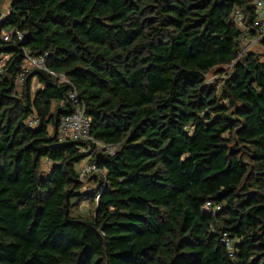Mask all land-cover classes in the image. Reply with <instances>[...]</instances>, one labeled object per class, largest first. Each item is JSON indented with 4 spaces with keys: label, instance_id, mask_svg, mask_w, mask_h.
Listing matches in <instances>:
<instances>
[{
    "label": "trees",
    "instance_id": "16d2710c",
    "mask_svg": "<svg viewBox=\"0 0 264 264\" xmlns=\"http://www.w3.org/2000/svg\"><path fill=\"white\" fill-rule=\"evenodd\" d=\"M5 1L0 32L22 39H0V264H264V62L241 53L251 0ZM25 50L69 84L32 71L16 92ZM72 90L113 155L58 140ZM87 157L103 172L90 189ZM81 201L91 215L74 214Z\"/></svg>",
    "mask_w": 264,
    "mask_h": 264
},
{
    "label": "built area",
    "instance_id": "2783aa9c",
    "mask_svg": "<svg viewBox=\"0 0 264 264\" xmlns=\"http://www.w3.org/2000/svg\"><path fill=\"white\" fill-rule=\"evenodd\" d=\"M252 6L254 8V16L251 20L250 28L254 31V36L247 38L246 33L243 36V40H250L249 46L258 44L262 38H264V0H251ZM233 20L236 24L243 26L245 21V15L240 8H235L233 10ZM9 10L3 12L0 11V27L4 20L8 19ZM248 29H243L244 32H247ZM246 35V36H245ZM16 37L18 40L22 39V34L16 29H2L0 32V39L3 42H9L11 38ZM243 53V52H241ZM24 60L20 66V71L15 76V85L16 87L22 88L26 76L32 71H44L50 76L57 78L62 83H67V79L62 74H55L53 72L47 71L45 67L44 56L34 55L30 51H24ZM9 56L0 55V74L3 71V68L8 60ZM66 104H69L71 107L70 112L63 116L56 130V136L60 141H78L95 145V147L104 153L106 156H111L116 151L115 146L107 145L102 142L95 141L90 136L91 130V121L86 115L85 107L80 104L78 100V95L75 90H72L68 93ZM27 126L30 128H35L39 124V120L36 115H31L27 122ZM100 174L103 175L102 170L98 169L95 163H90L84 167V170L79 174V181L83 183V178L89 174ZM209 206V204H208ZM222 242L225 244L229 252H233V245L225 236L222 239Z\"/></svg>",
    "mask_w": 264,
    "mask_h": 264
},
{
    "label": "rangeland",
    "instance_id": "374dc122",
    "mask_svg": "<svg viewBox=\"0 0 264 264\" xmlns=\"http://www.w3.org/2000/svg\"><path fill=\"white\" fill-rule=\"evenodd\" d=\"M7 3L8 2L5 1L2 4H0V11H3V12L7 11V8H8V4ZM249 43H250L249 39L248 40H243L242 44H241V51L244 52V51H247V50H252L255 54H257L260 57V60L262 62H264V48L261 47L258 44L249 46ZM228 70H230V68H228ZM220 79H221V77L217 75V71L213 70L206 76V84H208V85L216 84ZM31 87H32V91H35L39 87V84H38L36 79H33ZM86 154H88L87 151H86ZM89 161L90 160L87 157L80 164H78L76 166V170L78 171L79 174L82 172V170H84V167L86 165L91 163ZM49 166H50L49 163L44 161L43 165H42V170L43 171H48ZM86 177L88 178V176H85L83 178L84 188L85 189H90L93 184H92L91 181L86 179ZM73 212H74L75 215L81 214L83 216H89V215H91L94 212V204L91 201L77 202L75 207H74Z\"/></svg>",
    "mask_w": 264,
    "mask_h": 264
},
{
    "label": "crops",
    "instance_id": "0c3cea01",
    "mask_svg": "<svg viewBox=\"0 0 264 264\" xmlns=\"http://www.w3.org/2000/svg\"><path fill=\"white\" fill-rule=\"evenodd\" d=\"M7 4H9V2H8ZM8 8H9V7H8ZM8 8H7V9H8ZM38 84H39V83H38ZM40 88H41V86L39 85V87H38L35 91H32V87H31V91L34 93V92H36L37 90H39ZM21 90H22L21 88L16 87V92L19 93V92H21Z\"/></svg>",
    "mask_w": 264,
    "mask_h": 264
}]
</instances>
